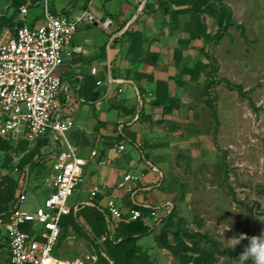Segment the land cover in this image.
Returning a JSON list of instances; mask_svg holds the SVG:
<instances>
[{"label":"rangeland","instance_id":"obj_1","mask_svg":"<svg viewBox=\"0 0 264 264\" xmlns=\"http://www.w3.org/2000/svg\"><path fill=\"white\" fill-rule=\"evenodd\" d=\"M127 1L133 2L93 0L89 8L95 16L119 14ZM225 4L233 11L234 21L243 25L244 32L231 27L228 36L208 47L203 44V36L194 38L190 34L189 39H173L178 32L174 27L178 25L167 23L164 29L170 32V37L164 39L165 46L160 47L166 51V47L174 46L170 45L174 43V51L150 52L152 41L146 38L143 41V52L155 59L156 64L159 63L154 72L157 79L163 78L168 82L169 96L179 100V106L165 111L164 106L156 105L157 98L149 96L153 93L151 89L145 90V118L124 131L136 133L142 159L150 162L161 174L160 182L158 185L155 183L156 187L150 191L156 199L148 202L161 210L150 235L136 242L146 257L138 255L135 264H196V255L187 260L182 253L161 247L158 237L165 230L178 231L189 244L197 243L201 251L212 253L213 264H238L235 254L243 252L248 244L244 240L240 246L230 250L226 240L239 234L250 237L264 233V0H225ZM12 11L8 0H0V18L10 16ZM41 13L42 7L32 10L27 23L31 25ZM204 19L207 32L214 36L218 30L216 20L211 16ZM126 34L120 41L115 39L111 42L117 43L120 52L115 60L107 54L111 35L99 27L81 25L75 41L83 46L90 45L91 61L86 68L100 67L99 63H102L106 72L109 68L116 71V78L135 80V74L141 72V63L133 61L134 54L125 49L130 45ZM95 48L99 49V58L92 56ZM205 52L218 62L214 74L216 81L208 92L205 86L214 77L203 72L195 80L188 73L198 62L211 63ZM59 71L62 75L63 68ZM88 82L85 81L86 86ZM127 87L128 91L122 85L113 87L110 96L107 94L99 101L81 103L76 100L73 105L76 126L71 133L77 130L79 136H86L90 143V146L82 145L86 153L92 146L115 138L121 124L133 122L134 117L124 108L131 106L135 91L129 85ZM211 96L219 115L217 131L206 103ZM17 153L12 154L17 156ZM42 154L47 162L52 161L49 150ZM134 171L142 174L139 169ZM145 174L152 177L150 169ZM47 184L42 169L31 171L26 187L27 201L21 207L23 211L33 213L45 207L51 194ZM140 184L135 190L143 187V183ZM83 186L85 183H81L70 197L71 208L85 201V194L79 191ZM172 208L176 213L170 219L167 215ZM89 213L80 214L83 229L70 228L58 251L53 253L54 257L73 260L91 253L100 259L101 247L105 244L98 243V240L105 235L93 230L94 221ZM228 224L229 229L223 235ZM172 233L168 236L169 242L175 246L177 242ZM92 238H96L95 241ZM103 250L112 260L107 263L113 264L117 256L107 247ZM224 250L231 254H222Z\"/></svg>","mask_w":264,"mask_h":264},{"label":"built area","instance_id":"obj_2","mask_svg":"<svg viewBox=\"0 0 264 264\" xmlns=\"http://www.w3.org/2000/svg\"><path fill=\"white\" fill-rule=\"evenodd\" d=\"M8 1L10 5L13 3V0ZM37 4L42 7V13L31 25L27 23V18L32 14L34 0H26L18 8V22L21 25L16 24L0 32V140L10 142L15 147L26 143L30 148L47 140L48 145L43 147L42 153L49 150L54 156L48 175L53 191L44 208L33 213L23 211L21 207L27 201L30 167L21 170L19 164L26 152H19L17 156L11 154V168H7V154L0 151V192L6 187L8 177L18 180L21 186L14 206L8 213L0 214V255H7V264H98L99 257L91 253L73 260L53 256L62 236L63 218L86 206L98 207L101 212L107 213L109 230L114 234L120 223L144 220L147 224L149 219L156 220L161 208L142 204L140 206L150 210L145 215L141 210L127 209L115 195L121 190L134 195L135 187L131 185L142 182L144 174L124 176L112 190L113 194L108 197L104 207L98 202L108 189L104 185L93 186L89 190V200L74 208L69 206L70 197L83 183L88 161L69 135L76 126V119L69 95L70 87L64 83L59 70L68 60L83 53L82 48L75 45L81 25L98 23L107 32L113 20H97L88 11L90 4L83 1L69 15L62 14L60 10L53 12L52 0H39ZM98 74L96 68L91 70L92 76L97 77ZM115 84L117 81L111 71L106 74V81H97V86L106 87L108 92ZM135 90L138 104L142 106L144 96L137 88ZM149 96L153 98L154 94L149 93ZM138 120L139 114H135L133 122ZM125 125L130 126L131 123L121 124L118 128L120 133ZM136 147L140 149L141 145L137 144ZM118 149L124 151L125 145L121 144ZM98 156L96 150L92 152L93 158ZM98 164L106 166L108 160L104 158ZM152 169L158 174L155 182L158 185L161 174L156 168ZM106 241L107 236H102L98 243ZM186 244L192 246L188 242ZM102 255L108 259L106 254Z\"/></svg>","mask_w":264,"mask_h":264},{"label":"trees","instance_id":"obj_3","mask_svg":"<svg viewBox=\"0 0 264 264\" xmlns=\"http://www.w3.org/2000/svg\"><path fill=\"white\" fill-rule=\"evenodd\" d=\"M39 0H34V5L32 6V10L40 8V5H35L38 3ZM88 3L89 0H52V6L51 9L53 12L61 11L62 14L69 15L70 12L77 8V5L80 4V2ZM190 5V11L192 14V21L187 26V30L190 32L191 35L195 38V36L202 37L204 39V43L206 46H210L212 43H219L225 36H228V30L231 27L238 28L244 32V27L241 24H238L233 19V11L225 4V0H187ZM26 0H13V3L10 5V8L13 10L12 14L5 18H0V32H2L4 29L12 28L16 24L21 25L20 22H18V8L20 5L25 3ZM60 4H66L65 7L60 8ZM167 11V10H166ZM205 16H211L214 18L217 22L218 30L214 36H210L207 34V27L204 23V17ZM40 17V16H39ZM38 17V18H39ZM37 18V19H38ZM130 45L128 47V53L134 54L133 61L140 62V63H146V64H156L155 59H151L148 57V54H145L142 50V44L144 41L142 33L139 32H133L128 33ZM244 35V34H243ZM204 51V50H202ZM205 57L207 59L211 60L210 64H205L203 62H198L192 69L188 71V73L191 75V77L195 80H198L203 72H206L209 77H214L211 82H208L205 86L206 92H208L210 86L214 85V82L216 81V75L215 72L218 69V62L217 60L212 57L208 52H205ZM155 56H152L154 58ZM137 81L141 82L142 80H150L152 81V76H148L143 73L137 74ZM89 83V84H88ZM86 86H81L78 90V93L80 96L85 97L86 101H99L101 100L106 92H100L99 90H96L97 88V81H89ZM93 83V85H92ZM232 87V86H231ZM142 89L141 87H139ZM168 82L166 81H157L156 82V92L154 94V98H157L156 105L157 106H164V110L167 111L168 109H173L174 107L179 106V100L176 98H172L169 96L168 92ZM242 94V92H241ZM214 97H210L206 103L211 109L212 116L216 125V131L218 130V126L220 124L219 121V115L217 108L214 105ZM170 104V105H169ZM169 105V106H168ZM124 110L126 113L131 114L133 117L135 114H139V122L142 121L145 118L144 114V108H141L140 110L137 109V107H125ZM129 126L125 125L123 132L118 135V138L114 141L116 143L126 142L130 145L135 144V135H131L130 137H127L124 133L126 129H128ZM75 137V136H74ZM76 138H79L78 135H76ZM113 142V143H114ZM109 144L108 147L113 146L114 144ZM48 145V141H40L35 147L30 148L28 144L26 143H20L19 146H14L10 142L2 141L0 140V151H4L7 154L6 158V167L11 168L10 165V155L13 152H26L24 157L22 158L19 167L21 170H24L26 167H30V173L32 170L42 169L44 166L47 165V159L46 156H43L42 149L44 146ZM29 150V151H28ZM51 156V155H50ZM52 158L54 156L52 155ZM53 160V159H52ZM7 184L6 187L0 192V214L8 213L10 208H12L16 202V197L20 189V183L18 180L13 179L12 177L7 178ZM100 199V197H99ZM98 199V200H99ZM132 209H138L144 212L145 215H148L150 213V210L144 209L142 206L139 205H133ZM90 211L89 217L95 222L92 223L93 230H95L96 233L99 235H105L107 236V241L104 243L105 246L109 250H111L114 255L117 256L116 261L113 264H135V260H137L138 255H143V257H146L142 253V249L136 245V242H138L141 238H144L153 231V228H151L149 225L146 224L144 220H138L136 222L131 223H120L118 227L115 229L114 234H112L109 230V224H108V215L107 213L101 212L98 207H90L86 206L77 213L72 212L69 216L63 218L62 220V236L60 239V242L57 246V251L60 247V244L62 240L65 238L66 233L68 230L75 229V230H82L83 226L80 221V214ZM176 211L174 208L169 212L167 215L170 219L175 215ZM86 216V214L84 215ZM172 232L170 231H162L161 234L158 237V242L161 245V247L171 250L174 253H182L184 257H186L187 260L191 259L194 255L196 257L194 258V262L196 264H213V255L212 253L203 252L198 248L197 243H194L192 246H188L181 238V235L178 231H174L172 234L176 240V245L172 246L169 242V235ZM187 235V234H186ZM191 238H194L196 236H190ZM96 238H92V240L95 241ZM97 245V242H95ZM101 247V256L98 264H109L108 262H112V260L109 258V256L104 252L103 248ZM102 253L106 254L109 258L106 259ZM241 252H236L235 256H239ZM222 254H231L229 250H224ZM8 262L7 255H0V264Z\"/></svg>","mask_w":264,"mask_h":264},{"label":"crops","instance_id":"obj_4","mask_svg":"<svg viewBox=\"0 0 264 264\" xmlns=\"http://www.w3.org/2000/svg\"><path fill=\"white\" fill-rule=\"evenodd\" d=\"M105 1V0H104ZM90 7H92L93 0H89L88 2ZM66 4H60V8L65 7ZM163 8V10H162ZM167 10V11H166ZM88 11H90L94 16L95 14L92 12V10L88 7ZM97 20H102L105 18H111L113 20V25L111 26L110 31H103L101 27L98 25V23H95L93 25H85L86 28H90L91 26L99 27L103 32H105L108 35H111V39L109 42V46L107 47V54L108 56H113L116 59L119 55V48L117 46L116 42L111 43L113 40H121L123 34L126 32H139L142 33L143 38H145L149 41H152V47L148 51L150 52H170V50L174 51L176 49V46L174 43H170V47H166L167 50L161 49L160 46H165L163 41L164 39H168L170 36V32L165 31L164 26L166 24L175 23L178 26H175L174 28H178L177 34L173 37V39H178L181 41L182 39H189L190 38V32L186 29L187 26L192 21V14L190 11V5L187 0H133L132 3H129L127 1L124 4L123 12L119 14H106V15H99L95 16ZM205 18V17H204ZM172 20V22H171ZM205 20V19H204ZM170 26V25H168ZM167 26V29L170 27ZM174 33V32H173ZM208 35H210L209 32H207ZM174 35V34H173ZM177 36V37H176ZM160 40V41H159ZM119 43V42H118ZM168 44V43H167ZM203 44H205L203 42ZM75 45L82 48L83 53L76 55L72 60H68L63 67L62 71V78L66 85H69V95L71 97L72 106L76 103V100L81 103H85L86 99L83 96H80L78 93V90L81 86H84L85 81H106V74L111 71L109 68V71H105L104 64L99 63L100 67L93 66L86 68V64L91 61L90 54L91 49H89L88 46L85 44L84 46L79 44L77 41H75ZM113 46V47H112ZM128 52V49L125 48ZM180 51L184 50V48H179ZM94 54L92 56H95V58L100 57L99 49L92 50ZM108 65L110 66V62H108ZM141 72H137L135 74V80H127L122 77L116 78V71H111V74L113 78L117 81V84L113 85V87L121 86L128 91L130 86V89L134 90L135 96L131 97L133 99V102L130 107H137V109H141L144 107L145 99L143 102V105L140 106L138 104V100L136 98V88L143 94L145 90L151 89L150 91L155 93L156 92V82L157 81H166L163 78L157 79L156 74L154 73L155 70L159 68V63L157 64H146L141 63ZM96 68L99 70V74L97 77H94L91 75V70ZM143 73L148 76H152L153 80H142L141 82L137 81V74ZM151 85L152 88H149ZM76 86V89L74 88ZM112 87V88H113ZM141 87L142 89H140ZM106 90V94H109L108 89L104 86H97L96 90ZM133 93V92H132ZM110 96V94H109ZM106 97V96H104ZM130 97V96H129ZM148 101V100H146ZM77 105H75L76 107ZM76 118V117H75ZM134 122L131 123L128 129L134 127ZM78 129V128H77ZM118 133L120 134L119 130ZM127 137L131 138V135H135V144L130 145L126 142L116 143L114 142L118 135L116 134L115 138H111L107 141H103V144L99 143L98 145L92 146L90 151L86 153L84 151V148L82 145L90 146L89 141L86 139V136H79L76 132L71 133V141L73 144L78 148L80 154L88 161V165L85 167L84 173H83V183H85V186H83L79 191L83 192L85 194V201L89 200V190L95 186V185H104L108 189L106 191L105 196H101L98 202L102 207L106 205L107 199L109 196L113 194V189L116 188L117 184L123 180V177L126 175H136L140 176V174H136L134 170L139 169L141 170L142 174H144V178L142 180L143 187L138 188L135 190L134 195L127 194L124 190L118 191L115 195L122 200V202L125 204V207L127 209L132 208L133 205H142V204H149L150 199H156L151 190H147L148 187H154V184L156 182V172L152 169L153 166L150 162L145 161V159H142L141 154L138 152L139 149H137L136 145L139 144L138 137L135 132H124ZM76 135L79 136V138H76ZM75 136V137H74ZM114 142V143H113ZM113 143L114 145L111 147H108L109 144ZM80 144V145H79ZM118 144V145H116ZM124 144L125 150L119 151L118 147ZM116 145V146H115ZM97 151L99 156L96 158L92 157V152ZM106 158L108 160V165L106 166H100L98 163L100 160ZM54 159L47 163L46 166L42 169L44 171L45 180L46 183H48V187L51 189V193L53 191V188L50 187V183L48 182V175L51 172V165L53 163ZM151 164V166L149 165ZM150 169L152 172V177L148 178V176L145 174V172ZM123 172V173H121ZM138 183L139 185H141ZM138 184L131 185L132 187H135ZM155 188V187H154ZM153 190V189H152ZM138 192V193H137ZM155 220H147V224L149 226L155 225ZM151 227V228H153Z\"/></svg>","mask_w":264,"mask_h":264},{"label":"clouds","instance_id":"obj_5","mask_svg":"<svg viewBox=\"0 0 264 264\" xmlns=\"http://www.w3.org/2000/svg\"><path fill=\"white\" fill-rule=\"evenodd\" d=\"M228 229L229 224L227 228L224 229L223 235ZM244 240H247L248 244L244 247L243 252L236 257L238 264H264V233L250 237L247 234H239L226 241L230 245V250H234L240 246Z\"/></svg>","mask_w":264,"mask_h":264}]
</instances>
